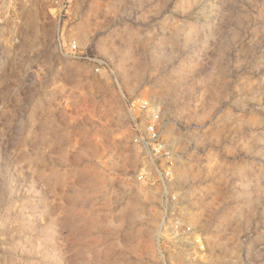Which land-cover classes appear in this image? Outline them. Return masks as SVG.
<instances>
[{
	"label": "rangeland",
	"instance_id": "rangeland-1",
	"mask_svg": "<svg viewBox=\"0 0 264 264\" xmlns=\"http://www.w3.org/2000/svg\"><path fill=\"white\" fill-rule=\"evenodd\" d=\"M0 264H264V0H0Z\"/></svg>",
	"mask_w": 264,
	"mask_h": 264
},
{
	"label": "built area",
	"instance_id": "built-area-1",
	"mask_svg": "<svg viewBox=\"0 0 264 264\" xmlns=\"http://www.w3.org/2000/svg\"><path fill=\"white\" fill-rule=\"evenodd\" d=\"M149 133H150V135H151V137H152V139H150V140H155V139L157 138L158 133H156V132L153 130V128H149ZM160 149H161V147L159 146V148H154L153 150H154L155 152H159Z\"/></svg>",
	"mask_w": 264,
	"mask_h": 264
}]
</instances>
